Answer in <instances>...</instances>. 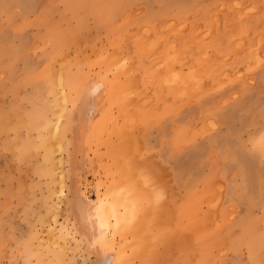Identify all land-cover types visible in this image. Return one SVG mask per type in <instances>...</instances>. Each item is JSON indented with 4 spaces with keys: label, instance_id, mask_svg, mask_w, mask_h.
Returning <instances> with one entry per match:
<instances>
[{
    "label": "rangeland",
    "instance_id": "374dc122",
    "mask_svg": "<svg viewBox=\"0 0 264 264\" xmlns=\"http://www.w3.org/2000/svg\"><path fill=\"white\" fill-rule=\"evenodd\" d=\"M257 68L264 0H0V264H264Z\"/></svg>",
    "mask_w": 264,
    "mask_h": 264
},
{
    "label": "crops",
    "instance_id": "0c3cea01",
    "mask_svg": "<svg viewBox=\"0 0 264 264\" xmlns=\"http://www.w3.org/2000/svg\"><path fill=\"white\" fill-rule=\"evenodd\" d=\"M258 57H260V55H257ZM249 61V58H246V60L244 61V63L245 64H247L248 63V65L251 63V62H248ZM253 64V63H252ZM244 65V64H243ZM243 67V66H242ZM209 72H212V71H214V69L213 70H208ZM216 71V70H215ZM263 73H264V68H260V69H256V71H255V74L257 75V77L259 78L260 76H262L263 75ZM208 85H209V83H208ZM113 87V86H112ZM112 87H111V91H112ZM212 87H209V89H211ZM253 88H256V87H253ZM240 89H249V87L248 86H246V87H244V85H242V83H241V85H240ZM213 98H215L216 99V96H214V97H209V100H208V103H212V99ZM103 116H104V114H100L99 115V117H98V123H99V125H100V122H101V120H102V118H103ZM133 197V199H131V200H135L136 201V197L135 196H132ZM131 197V198H132Z\"/></svg>",
    "mask_w": 264,
    "mask_h": 264
},
{
    "label": "bare ground",
    "instance_id": "6f19581e",
    "mask_svg": "<svg viewBox=\"0 0 264 264\" xmlns=\"http://www.w3.org/2000/svg\"><path fill=\"white\" fill-rule=\"evenodd\" d=\"M146 44V43H145ZM149 45V44H148ZM120 63V62H119ZM118 65V64H117ZM155 67V66H154ZM59 71V70H58ZM55 73V72H54ZM116 78V77H115ZM63 81V80H62ZM62 81H61V84H62ZM57 82V81H56ZM60 82V81H59ZM60 90V89H59ZM57 92V91H56ZM59 92V91H58ZM65 92V91H64ZM60 93V92H59ZM184 93V92H183ZM57 94V93H56ZM135 97V96H134ZM61 98V97H60ZM120 99V98H119ZM132 99H134V98H132ZM131 101V100H130ZM128 103V102H127ZM131 103V102H130ZM130 103H128V104H130ZM127 104V105H128ZM132 104V103H131ZM169 105V104H168ZM124 107H126L125 105H124ZM128 107V106H127ZM130 107V106H129ZM140 107V106H139ZM129 118V117H128ZM133 118V117H132ZM133 122V121H132ZM120 125V124H119ZM113 130V129H112ZM129 130V129H128ZM49 140V139H48ZM110 145V144H109ZM112 192V191H111ZM130 198V197H129ZM132 198H130V200H131ZM125 201V200H124ZM96 204V203H95ZM138 205V204H137ZM131 206H133V205H131ZM112 212V211H111ZM127 212H130V211H127ZM127 212H125V214L127 213ZM141 213V212H140ZM111 215V214H110ZM124 215V214H123ZM127 215V214H126ZM129 217H131L132 218V216H130L129 215ZM133 219V218H132ZM120 221V220H119ZM109 220H107V219H99L98 220V224H97V227L100 229V231H102V228H103V226H107V223L109 224ZM121 222V221H120ZM118 224V223H117ZM94 226V225H93ZM105 228V227H104ZM108 228V227H107ZM119 231V230H118ZM169 231V230H168Z\"/></svg>",
    "mask_w": 264,
    "mask_h": 264
}]
</instances>
